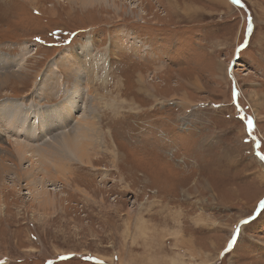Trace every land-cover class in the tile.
<instances>
[{"label":"rangeland","instance_id":"374dc122","mask_svg":"<svg viewBox=\"0 0 264 264\" xmlns=\"http://www.w3.org/2000/svg\"><path fill=\"white\" fill-rule=\"evenodd\" d=\"M113 1L0 0V148L50 198L1 181L0 264H264V0ZM88 91L102 139L50 160L36 106Z\"/></svg>","mask_w":264,"mask_h":264},{"label":"bare ground","instance_id":"6f19581e","mask_svg":"<svg viewBox=\"0 0 264 264\" xmlns=\"http://www.w3.org/2000/svg\"><path fill=\"white\" fill-rule=\"evenodd\" d=\"M82 1L83 2L84 1L89 2V3H95V2H101V1L107 2L109 0H82ZM113 4L115 5V2L112 0L110 5H113ZM81 49H83V47H81ZM6 55L7 54L3 55L0 53V61L7 62L8 69H9L10 68L9 67L10 56H8V55L6 56ZM5 70H7V69H5ZM18 71L19 70L15 71V73H11V74L0 73V87L7 85V83L11 82V80H12V82H11L12 84L18 83L20 80H23V78L26 76H24L22 74L21 75L16 74V72H18ZM28 72L27 71H26V73L24 72L25 75L26 74L28 75L29 74ZM80 80L81 79L79 77L76 79L77 82H80ZM54 92H56V91H54ZM86 94H87V97H86L87 104L85 103L86 109L83 107L84 112L81 114V116L78 118V120H75V121H77V123L75 125H71V122H69V123L65 122V116H68L66 113L68 112V114H69V112L70 111L72 112L73 109L70 110L71 108L68 109V107L66 109L65 104H61L62 100L60 101L61 103L55 104L53 106H48V107L46 106V108L43 107L42 105L36 106L35 109H36V111L41 113V117H40L41 119L40 120H42V123L37 125V128L40 131V133L45 132L41 136L38 137L40 140H42V138L44 140V141H42V144L44 145V147L40 148V151H44V152L50 151V154H49L50 160H51V157L57 156L56 160H60L61 162H63V160L65 159L66 161L67 160H69V161L74 160V161H79L82 163L86 158V149H87L88 144L90 145L92 143H96V141H98L99 139H102L99 136V133L102 130V125L100 124V121H99V115L96 116V114H95L96 112L93 111V107H92L93 106L92 97L94 96V94L91 93L90 91L86 92ZM75 97H76V95H75ZM72 102H73V100H72ZM68 103H70V102H68ZM14 104L18 105V102L14 103ZM21 104H22V102H21ZM0 110H2V109L0 108ZM20 110L23 111V109H20ZM64 110H65V112H64ZM26 111H28V110H26ZM51 115H57L59 120H60V124L57 125L56 127H58L60 129L61 135H57L56 137L52 133L53 128H55V127H53V123L51 122L52 119L50 118L51 121L50 120L48 121L49 116H51ZM25 117L29 118V116H25ZM24 121L27 122L28 119H26V120L22 119V122H24ZM69 124H70V127L66 128ZM65 131H67V132H65ZM25 132H27L29 134L26 136V138H28L30 136V134H34V132H30L27 130ZM5 139L8 141V144H9V146H11V148L9 146H1V148H0V183L2 180H3V182H5V179H7V176H10L11 183H12L11 189H13L16 185L20 184V182L23 181L25 184V187H27L29 193H31V191H32L34 196H37V197L42 199V202H45V203L48 202L50 198H48V197L46 198V196H44L45 195L44 193H46V192L42 191V188H41L43 185V182L42 181L40 182L37 180V175L35 174V171H34L36 169L33 167V164H31L30 168H26V169L20 168L21 167V159L23 158L21 156L24 153H27V151H30V150L35 151V148H31V145H29V144L27 145L26 143H23V142L18 141V140H9L7 138H5ZM52 143H53V146H52ZM99 143H97V144H99ZM31 153L32 152H30V154ZM30 154L28 153V156H30ZM27 161H28V159H27ZM88 162H90V160H88ZM18 163H20V167L18 166ZM44 164H45V169H46L47 165L49 166V163H44ZM48 172H51V171H48ZM55 172L60 173V169L55 170ZM68 180H69V177H65L63 182H67ZM2 188L5 189L6 187L4 185H2Z\"/></svg>","mask_w":264,"mask_h":264},{"label":"snow or ice","instance_id":"6c2138e0","mask_svg":"<svg viewBox=\"0 0 264 264\" xmlns=\"http://www.w3.org/2000/svg\"><path fill=\"white\" fill-rule=\"evenodd\" d=\"M233 3H235V4H239V3H240V0H233ZM248 28H249V30L252 29L251 18H249ZM36 39L39 40V37H36ZM241 47H243V46H241ZM237 51H240V48H238ZM233 95H234V96L236 95L235 91L233 92ZM238 111H239V109H238ZM244 119H246V122H247V128H248V129H251L252 126H253V120H252V118H250V117H245ZM260 159H261V160H264V155H261V156H260ZM259 207H260V208H264V200H261V201L259 202ZM244 223H245V221H243V220L240 221V224H244ZM238 230H239V225L237 226V231H238ZM236 240H237V236H236V233L234 232V233L232 234L231 238L228 240V242H227V247H226V248L224 249V251L221 253V256H223L225 253H227V252H229L231 249H233V247H234V245H235V243H236ZM62 259H66V258H65V257H62ZM85 259H88V257H85ZM49 264H50V262H49Z\"/></svg>","mask_w":264,"mask_h":264},{"label":"water","instance_id":"95a60500","mask_svg":"<svg viewBox=\"0 0 264 264\" xmlns=\"http://www.w3.org/2000/svg\"><path fill=\"white\" fill-rule=\"evenodd\" d=\"M237 53V52H236Z\"/></svg>","mask_w":264,"mask_h":264}]
</instances>
